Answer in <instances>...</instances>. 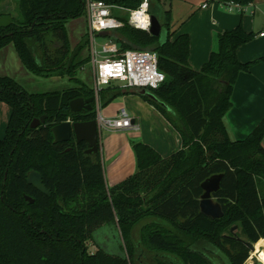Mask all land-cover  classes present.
Here are the masks:
<instances>
[{
    "label": "trees",
    "instance_id": "obj_1",
    "mask_svg": "<svg viewBox=\"0 0 264 264\" xmlns=\"http://www.w3.org/2000/svg\"><path fill=\"white\" fill-rule=\"evenodd\" d=\"M126 10L143 0H99ZM243 9L257 0H207ZM149 13L160 21L163 35L135 29L128 16L109 38L127 50L156 52L166 81L150 90L153 105L182 138V149L163 158L153 147L133 145L136 172L108 188L100 153L87 155L86 142H54L52 128L68 120L90 121L94 111L72 113L70 103L94 98L93 88L77 87L29 93L17 81L0 76V103L11 108L5 137L0 140V264H245L246 242L264 239V119L245 140H230L223 119L232 107L240 73L258 61L241 63L237 52L255 34L240 24L217 38V48L200 71L190 64V37L174 30L171 10L162 0H149ZM20 20L0 27V50L13 44L32 74L50 78L73 76L66 25L86 16L85 0H18ZM109 87V86H108ZM105 89V88H104ZM111 91L101 106L125 93ZM46 117L37 128L34 119ZM31 171L42 175L47 196L27 182ZM223 175L213 198L223 217L202 214L201 185ZM26 196L34 199L31 204ZM237 230L232 232V228ZM240 230V233H239ZM115 234L120 254L98 246L97 234ZM99 236V235H98Z\"/></svg>",
    "mask_w": 264,
    "mask_h": 264
},
{
    "label": "crops",
    "instance_id": "obj_2",
    "mask_svg": "<svg viewBox=\"0 0 264 264\" xmlns=\"http://www.w3.org/2000/svg\"><path fill=\"white\" fill-rule=\"evenodd\" d=\"M206 3L208 7L203 9ZM204 4L201 3L181 24L172 20L174 30H178V34L185 33L190 37V64L194 70L200 71L208 62L211 53L217 48L218 36L225 31L241 24L246 31L255 34L251 42L238 49L237 56L241 63L258 62L250 71L239 74L232 94V107L223 119L230 140L243 141L264 119V36H261L264 34V0H257L241 12L230 10L219 2L205 0ZM248 12H251L249 17L246 16ZM69 39L71 42L70 36ZM0 76L14 79L24 89V82L39 81V77L29 72L22 64L13 44L0 50ZM47 79L58 83L65 78ZM122 108L129 112L138 128L101 133L100 155L108 188L114 187L136 172V156L133 150L135 143L150 145L163 158L183 147L179 132L161 112L135 91L120 95L107 106H101L100 114L106 118H114ZM10 116L11 108L1 102L0 138L5 137Z\"/></svg>",
    "mask_w": 264,
    "mask_h": 264
},
{
    "label": "built area",
    "instance_id": "obj_3",
    "mask_svg": "<svg viewBox=\"0 0 264 264\" xmlns=\"http://www.w3.org/2000/svg\"><path fill=\"white\" fill-rule=\"evenodd\" d=\"M208 4L203 5V9ZM230 10L243 11L235 4L226 6ZM88 17V33L91 41V63L94 73V98L100 132L126 131L137 129L129 112L122 108L114 118H106L100 114V94L104 88L119 84L132 90H157L166 81V74L159 68L156 52L127 50L121 53L119 45L107 37L98 48L96 39L102 32H113L125 27L126 22L117 18L113 11L118 8L128 14V24L138 30L150 32L151 15L149 0H143L134 10L109 5L99 0H85ZM264 36V34H261Z\"/></svg>",
    "mask_w": 264,
    "mask_h": 264
},
{
    "label": "rangeland",
    "instance_id": "obj_4",
    "mask_svg": "<svg viewBox=\"0 0 264 264\" xmlns=\"http://www.w3.org/2000/svg\"><path fill=\"white\" fill-rule=\"evenodd\" d=\"M205 0H162V7L166 10L172 11V20L175 23H182L185 21L190 15L193 13V10L197 9L201 3L204 4ZM212 4V3H211ZM113 13L122 15L128 14L124 11H119L118 8H115ZM251 12H248L246 16H250ZM4 16H10L14 20H20L21 14L18 8V0H0V19ZM66 28L69 32V36L71 37V58L76 56L73 60V65L79 64V66L75 69V74L73 76H61L65 78L63 81H59L58 83L52 82L47 78L39 77V81H26L24 82V87L27 91L31 93H44V92H53V91H63L68 88H74L78 86L79 82L84 83L89 88H92L94 85V73L93 66L91 63V41L88 33V17L87 14L85 17H82L77 20L69 21L66 25ZM70 40V39H69ZM106 38L98 37L96 39V45L99 46L104 43ZM141 51V50H137ZM151 51V50H144ZM52 77H60V76H52ZM50 77V78H52ZM37 80V79H36ZM126 88L122 87L119 84L111 85L106 87L100 94L102 99L111 91H122ZM141 91V90H138ZM148 92L150 90H147ZM101 103V101H100ZM0 138V140H2ZM111 234H97V237H101L99 240L98 246L93 242H88V250L89 253L94 254L98 251V248H101L111 254L118 255L120 254V245L118 239H116L115 234L110 232ZM240 233V230H239ZM264 242V239H261ZM263 249V248H262ZM261 249V250H262ZM252 252H250L249 259L251 258ZM248 261L245 264H256L257 259H253L250 263ZM214 264H228L226 260H216L213 262Z\"/></svg>",
    "mask_w": 264,
    "mask_h": 264
},
{
    "label": "water",
    "instance_id": "obj_5",
    "mask_svg": "<svg viewBox=\"0 0 264 264\" xmlns=\"http://www.w3.org/2000/svg\"><path fill=\"white\" fill-rule=\"evenodd\" d=\"M12 22L13 19L10 16H4L0 19V27L7 28L12 24ZM149 33L155 37L163 35L162 25L158 18L154 15H151V28ZM110 35L111 32H102L99 34V37L107 38ZM138 94L156 99L153 94L146 90H141ZM93 103H95V98H78L70 103V109L72 113H82L83 111L93 112ZM45 119L46 117L34 119L31 124V128H37L45 121ZM52 133L56 144L71 142L74 139L76 144H80L82 142L87 143L88 149L85 152L87 155H98L100 153L101 132L97 119L81 122L68 120L60 125L54 126L52 128ZM222 179L223 175H215L204 181L201 185L204 194L200 200V209L202 214L212 219H219L223 217V211L220 203L213 198V194L218 192L220 189ZM27 182L39 192L47 196H51V193L43 185L42 175L38 172L31 171L27 176ZM25 198L29 203H34L33 198L29 196H26ZM236 230L237 226L232 228V232H235ZM100 239L101 237L98 236L97 243ZM246 246L249 248L250 252L255 250V244L246 242ZM256 264L262 263L257 261Z\"/></svg>",
    "mask_w": 264,
    "mask_h": 264
},
{
    "label": "bare ground",
    "instance_id": "obj_6",
    "mask_svg": "<svg viewBox=\"0 0 264 264\" xmlns=\"http://www.w3.org/2000/svg\"><path fill=\"white\" fill-rule=\"evenodd\" d=\"M253 259H257L264 264V242L262 240L255 244V250L252 252L249 262L251 263Z\"/></svg>",
    "mask_w": 264,
    "mask_h": 264
},
{
    "label": "flooded vegetation",
    "instance_id": "obj_7",
    "mask_svg": "<svg viewBox=\"0 0 264 264\" xmlns=\"http://www.w3.org/2000/svg\"><path fill=\"white\" fill-rule=\"evenodd\" d=\"M94 104V103H93ZM93 111H94V105H93ZM248 261V260H247Z\"/></svg>",
    "mask_w": 264,
    "mask_h": 264
}]
</instances>
